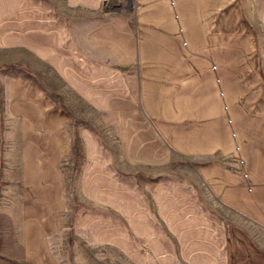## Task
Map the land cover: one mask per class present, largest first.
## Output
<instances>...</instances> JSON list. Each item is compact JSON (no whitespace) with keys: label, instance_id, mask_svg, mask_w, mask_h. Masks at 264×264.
<instances>
[{"label":"crops","instance_id":"crops-1","mask_svg":"<svg viewBox=\"0 0 264 264\" xmlns=\"http://www.w3.org/2000/svg\"><path fill=\"white\" fill-rule=\"evenodd\" d=\"M105 1L0 0V264H264V0Z\"/></svg>","mask_w":264,"mask_h":264},{"label":"rangeland","instance_id":"rangeland-1","mask_svg":"<svg viewBox=\"0 0 264 264\" xmlns=\"http://www.w3.org/2000/svg\"><path fill=\"white\" fill-rule=\"evenodd\" d=\"M130 1V3H129ZM134 4H133V0H106L103 6L104 12L105 9H114V8H120L118 11H114V12H119L121 9L122 10H130L131 8H133ZM235 10H233V8H229L228 7V28L232 27L231 21H230V15L232 13H234ZM248 11V18H256L257 15H251V9L247 8ZM114 12H106V13H114ZM251 15V16H250ZM99 18H103L102 13H100ZM239 18L241 19V17L239 16ZM234 22V21H233ZM260 26L259 23H255V24H251V30L248 31H235V30H231L228 29V45H227V54H244V53H251L254 55H259L261 56V60L258 63H255L254 65H257L258 69L260 70V72L264 73V31H260L258 30V27ZM245 34H250L253 35L256 43H254V45L252 47H246V46H238V42L241 38L244 39V35ZM244 42V40L242 41ZM253 65V64H252ZM76 202V199L72 196L70 198V203L74 204ZM73 209V208H72ZM69 247L74 248V250L76 249L77 251L82 249L85 251V249L87 248L88 245L86 244H80L79 241L74 237V235L69 234V239H68V244ZM71 259L74 258V254L72 253L70 255ZM84 257V263L85 262H92V254H88V255H83ZM94 257V256H93ZM104 257L103 261H108V262H114L115 264H122L125 263V261H123L122 256L114 253L113 255H108L105 254L104 251V255L102 256ZM107 258V259H106Z\"/></svg>","mask_w":264,"mask_h":264},{"label":"water","instance_id":"water-1","mask_svg":"<svg viewBox=\"0 0 264 264\" xmlns=\"http://www.w3.org/2000/svg\"><path fill=\"white\" fill-rule=\"evenodd\" d=\"M120 8H114V9H105L106 12H114V11H118Z\"/></svg>","mask_w":264,"mask_h":264}]
</instances>
